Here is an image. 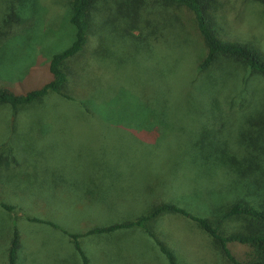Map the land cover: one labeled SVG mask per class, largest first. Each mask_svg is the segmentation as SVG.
<instances>
[{"label": "rangeland", "instance_id": "obj_1", "mask_svg": "<svg viewBox=\"0 0 264 264\" xmlns=\"http://www.w3.org/2000/svg\"><path fill=\"white\" fill-rule=\"evenodd\" d=\"M25 1L18 13L22 20L0 27L9 31L0 45V84L19 93L48 80L50 57L74 37L69 0ZM132 1H100L86 50L70 61L79 84L76 98L83 105L52 93L14 118L8 106L0 105V153L12 152L16 159L8 156L0 164V203L14 206L11 211L0 206V264H7L14 227L20 241L15 264H82L69 234L134 219L153 204L171 201L213 218L210 208L224 174L205 170L194 158L195 132L222 128L230 144L241 133L246 142L258 133L247 119L264 106L260 75L227 58H220L209 75L199 71L195 38L154 0H144L136 12L147 21L144 31L160 26L161 37L153 33L150 44L131 43L120 35L118 15L133 12ZM107 6L115 23L99 25L102 31L100 12ZM3 7L0 0V16ZM177 12L182 23H189L184 10ZM209 12L222 40L250 42L264 52V4L211 0ZM216 99L219 109L233 114L232 126L221 127L228 120L211 118ZM241 220L247 221L241 216L222 220L220 229L235 230ZM147 226L179 264H231L183 215L163 212ZM77 243L88 264H167L139 227L81 235ZM227 247L237 259L251 251L237 242Z\"/></svg>", "mask_w": 264, "mask_h": 264}, {"label": "trees", "instance_id": "obj_2", "mask_svg": "<svg viewBox=\"0 0 264 264\" xmlns=\"http://www.w3.org/2000/svg\"><path fill=\"white\" fill-rule=\"evenodd\" d=\"M25 0H4V7L1 9L0 27L11 28L20 19L19 10ZM102 0H69V22L74 28V37L71 43L64 49L52 54L48 63L49 77L46 82L36 88H31L21 93L16 92L10 87L0 84V105H5L12 111L11 118L15 117L18 110L27 108L33 103H38L42 98L49 94H57L64 99L77 100L76 88L79 86L72 79L73 68L70 61L86 50L88 34L98 16V3ZM264 4V0H253ZM155 3L167 7L174 19L179 25L196 40L195 53L197 60V68L207 75L213 73L219 66L220 58H227L234 62L244 64L249 69L260 75L264 81V52L250 42L239 40H222L213 25L212 16H210L211 0H154ZM144 0H133L130 2L131 8L134 10L130 13L119 12L121 23L118 27H122L120 35L130 38L132 42H139L140 45L144 41L149 43V38L153 33L157 37H161L160 26L154 32L152 29L148 32L144 31L147 27V21L143 22L141 12H136L139 5ZM184 10L187 14L188 22L184 24L179 18L177 11ZM110 7H105L100 13L103 20H99L98 27L103 31L105 23L114 26V18H110ZM107 12V13H106ZM186 26H189L187 28ZM139 30L138 34H133V30ZM9 34V31L0 30V45ZM150 44V43H149ZM206 75V76H207ZM220 78V77H219ZM221 79H219L220 81ZM206 81V79H205ZM218 82V81H217ZM214 82L209 88L216 85ZM74 87H73V86ZM74 89V90H73ZM206 91V88H205ZM203 89V95L206 92ZM80 104L83 105L82 99ZM218 99L215 100L217 102ZM214 102V104H215ZM210 109L211 118L223 119L228 127L231 113H227L217 107ZM218 121V120H216ZM216 121L214 122L216 124ZM253 126H258L259 131L256 135H248V140H244L241 133L240 140L236 143H227L223 137L225 133L222 128H210L197 130L192 142V148L196 149L193 154L199 158L205 170L217 169L222 174L223 183L216 195V200L210 209L214 206L212 212L213 218L200 216L191 213L186 208L177 205L171 201H165L153 204L149 210L134 219L123 222H116L106 226L90 228L82 234H69L74 246L81 256L82 264H88L87 258L78 246L77 239L81 235H90L93 233H104L114 231L121 228L139 227L143 229L157 244L159 251L165 256L167 264L177 263L173 252L167 248L153 233L148 229L147 222L163 212H173L183 215L193 221L207 233L214 243L222 251L223 255L231 264H264V106L258 109L257 113L247 119ZM11 148V147H9ZM198 148V149H197ZM8 156L16 162L11 152L0 153V164L8 162ZM5 157V158H4ZM4 158V160H2ZM216 181H220L217 179ZM251 188V189H250ZM5 210H13L14 206L0 203ZM241 216L247 221L241 220L242 226H238L235 230H227L226 233L220 229L222 220L231 219ZM31 221L50 223L39 218H28ZM228 242H237L247 245L251 251L244 255V258L237 259L227 247ZM20 247L19 235L15 227L7 247V264H15L17 251Z\"/></svg>", "mask_w": 264, "mask_h": 264}, {"label": "crops", "instance_id": "obj_3", "mask_svg": "<svg viewBox=\"0 0 264 264\" xmlns=\"http://www.w3.org/2000/svg\"><path fill=\"white\" fill-rule=\"evenodd\" d=\"M17 252H18V251H17ZM16 256H17V255H16ZM17 258H18V257H17ZM16 260H17V259H16ZM16 260H15V261H16Z\"/></svg>", "mask_w": 264, "mask_h": 264}]
</instances>
